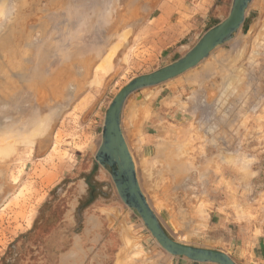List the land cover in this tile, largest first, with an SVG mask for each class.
I'll return each instance as SVG.
<instances>
[{"label":"rangeland","instance_id":"obj_1","mask_svg":"<svg viewBox=\"0 0 264 264\" xmlns=\"http://www.w3.org/2000/svg\"><path fill=\"white\" fill-rule=\"evenodd\" d=\"M159 1L0 0V264H63L77 246L92 248L88 263L119 264L129 233L150 255L132 264H217L168 253L96 159L120 90L184 56L233 4L163 0L155 11ZM64 81L85 89L71 99ZM122 129L173 239L264 264V0L196 67L132 93ZM237 153L250 167L235 165Z\"/></svg>","mask_w":264,"mask_h":264},{"label":"water","instance_id":"obj_2","mask_svg":"<svg viewBox=\"0 0 264 264\" xmlns=\"http://www.w3.org/2000/svg\"><path fill=\"white\" fill-rule=\"evenodd\" d=\"M251 1L233 0L229 15L210 28L184 56L158 70L134 78L123 87L108 108L102 143L96 154L97 161L110 170L121 199L125 204L138 211L159 244L171 255L185 256L197 262L237 264L224 251L185 244L173 239L167 233L141 189L135 162L123 133L122 113L125 102L132 93L180 76L196 67L219 45L231 40L243 25ZM9 76L16 81H22L26 78V72L11 69ZM62 89L69 91L71 99H74L85 89V84L75 87L74 85L69 86L67 81H64ZM38 91L40 98L43 99L44 94L41 88ZM4 95V88H0V96ZM69 101L70 99L63 103L65 107L69 105Z\"/></svg>","mask_w":264,"mask_h":264},{"label":"bare ground","instance_id":"obj_3","mask_svg":"<svg viewBox=\"0 0 264 264\" xmlns=\"http://www.w3.org/2000/svg\"><path fill=\"white\" fill-rule=\"evenodd\" d=\"M5 1H3V3H4ZM3 5V7H5L4 5L5 4H2ZM2 5H0L1 7H2ZM0 7V8H1ZM2 7V8H3ZM0 11H3V10H0ZM1 13V12H0ZM118 45V44H117ZM119 46H121V45H119ZM115 48H116V45L114 46ZM117 49H118V47L115 49V52H117ZM114 52V51H113ZM114 52V53H115ZM113 53V54H114ZM116 55V54H115ZM110 57H111V55H110ZM110 57H109V61H110ZM112 57H113V55H112ZM106 61L108 62V60H107V58H106ZM110 63V62H109ZM105 64V63H104ZM107 64V63H106ZM106 64H105V66H106ZM111 64H112V60H111V63L109 64V71H110V69L112 70V68H114V67H112L111 66ZM103 66V65H102ZM107 67V66H106ZM107 67V68H108ZM100 68H101V66H100ZM103 69H105V67H103ZM107 70V69H106ZM108 72V71H107ZM96 79V78H95ZM94 80V79H93ZM96 80H98V78L96 79ZM95 81V80H94ZM94 81H92V83L94 82ZM100 82V81H99ZM102 83H103V81H101ZM234 82V81H233ZM94 84H95V82H94ZM98 84V83H97ZM100 84L101 83H99L98 85L100 86ZM223 89V88H222ZM221 93H222V91H221ZM206 100V99H205ZM146 105H148V104H146ZM146 108V107H145ZM150 108H152V107H150ZM144 110V109H143ZM144 114H146V113H144ZM51 116H49V118H50ZM46 118H48V116H46ZM40 124V123H39ZM47 124V123H46ZM45 124V125H46ZM43 125H44V123H43ZM44 125V126H45ZM136 126V125H135ZM138 126V125H137ZM37 129V128H36ZM134 129V128H133ZM139 129V128H138ZM42 129H39L38 128V130L37 131H41ZM136 130V129H135ZM36 131V132H37ZM159 149V148H158ZM130 227V226H129ZM132 227V226H131ZM133 228V227H132ZM132 231V230H131ZM127 232L129 233L130 231H128L127 230ZM124 238H125V245L124 246H126V248L124 249L123 248V250L122 251H120L119 253V261L117 262V263H119V264H132V263H134V262H136L137 260H139L140 258H145L146 256L148 257V255H147V252L144 250V248H143V246H142V244L141 243H139V242H135V239H133L134 237H132V236H130V233H129V235L127 234V235H125L124 236ZM139 238V237H138ZM137 239V238H136ZM150 256V255H149ZM146 257V258H147ZM145 258V259H146Z\"/></svg>","mask_w":264,"mask_h":264},{"label":"flooded vegetation","instance_id":"obj_4","mask_svg":"<svg viewBox=\"0 0 264 264\" xmlns=\"http://www.w3.org/2000/svg\"><path fill=\"white\" fill-rule=\"evenodd\" d=\"M77 248H79L78 252H75V248L72 249V250H65L64 252H62V256L61 258L63 257V261L64 263L63 264H107V262L105 261H94L93 263H88L87 261H85V258H86V254L87 253H91L92 251V248L88 247L87 250H83L82 248H80L79 246H77ZM75 254H78V255H75ZM83 254V255H81ZM102 256H100L99 258L101 259ZM69 258H72L71 261H69L68 259ZM75 259H78V260H75ZM81 259V260H80ZM58 264H62V262L58 261ZM112 264H114V262L112 261Z\"/></svg>","mask_w":264,"mask_h":264},{"label":"crops","instance_id":"obj_5","mask_svg":"<svg viewBox=\"0 0 264 264\" xmlns=\"http://www.w3.org/2000/svg\"><path fill=\"white\" fill-rule=\"evenodd\" d=\"M162 1L163 0H160L159 3H158V5L156 4L154 6L155 11H156V9H159L160 8V5H161ZM219 5L222 6L223 5V1L222 0L221 1L214 0V2L212 1V3H210V8L212 7L211 9H212L213 12H215V11L218 12V10L220 9ZM210 13H211V11H210ZM256 254H257V259L260 262H263L264 263V240L260 242Z\"/></svg>","mask_w":264,"mask_h":264},{"label":"clouds","instance_id":"obj_6","mask_svg":"<svg viewBox=\"0 0 264 264\" xmlns=\"http://www.w3.org/2000/svg\"><path fill=\"white\" fill-rule=\"evenodd\" d=\"M252 159L248 157L245 153H237L235 156L234 163L240 169L244 170L252 164Z\"/></svg>","mask_w":264,"mask_h":264}]
</instances>
